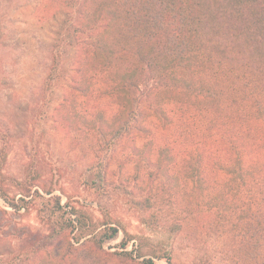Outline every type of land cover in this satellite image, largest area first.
<instances>
[{
  "label": "trees",
  "instance_id": "obj_1",
  "mask_svg": "<svg viewBox=\"0 0 264 264\" xmlns=\"http://www.w3.org/2000/svg\"><path fill=\"white\" fill-rule=\"evenodd\" d=\"M43 5L44 17L65 9L45 82L47 90L73 57L56 110L64 126L99 136L112 150L109 159H118V147L128 149L124 165L134 162L137 180L147 173L146 190L136 204L158 210L150 216L153 222L178 231L190 216L215 212L211 226L239 237L231 264H264V0H45ZM5 38L0 30L1 87L9 82L3 63L11 58L3 51ZM99 90L111 98V110L85 105ZM190 117L203 133L221 135L214 157L199 148L188 128ZM153 121L163 129L181 122L186 129L175 140H161ZM212 157L217 176L226 179L211 188ZM183 178L192 184L184 192L188 209L162 214L184 191ZM45 192L50 196L28 186L17 199L0 185V197L15 211L33 207L51 226L31 247V260L27 248L20 251L24 262L128 264V233L123 251L103 248L118 236V226L82 241L94 232L84 215L70 201L63 204L61 195ZM141 264L157 263L145 258Z\"/></svg>",
  "mask_w": 264,
  "mask_h": 264
},
{
  "label": "rangeland",
  "instance_id": "obj_2",
  "mask_svg": "<svg viewBox=\"0 0 264 264\" xmlns=\"http://www.w3.org/2000/svg\"><path fill=\"white\" fill-rule=\"evenodd\" d=\"M44 1L0 0V30L7 43L3 51L11 56L8 63H3L9 82L0 86V185L17 199L31 186L33 192L38 189L45 197L50 196L47 189L52 195H61L63 204L70 201L94 231L82 241L108 226H118V236L105 241L103 248L107 252L123 251L121 243L128 233L131 241L126 250L132 251L128 264H141L145 258H153L157 264H231L230 252L239 237L237 232L220 233L211 226L217 218L215 212L210 217L201 212L190 216L178 231L153 222L150 216L158 210H143L136 204L135 199L146 190L147 173L143 171L137 180L134 162L124 165L128 149L118 147V159H109L112 150L99 136L69 129L59 120L56 110L63 102L64 82L71 73L73 57L66 59L60 79L46 90L49 51L61 30L65 9L55 17H44L40 13ZM85 105L106 110L114 107L104 90L86 100ZM189 119L188 128L200 141L199 148L214 157L223 140L221 135L213 130L209 136ZM152 127L161 140H175L177 132L186 129L181 122L163 129L153 121ZM213 157L208 159L211 188L220 178ZM191 186L183 178L184 191L163 207L162 214L174 216L188 209L186 194ZM49 226L35 208L17 212L0 197V264H25L20 254L24 248L31 260V247L40 242L41 234H49ZM169 256L171 263L167 262Z\"/></svg>",
  "mask_w": 264,
  "mask_h": 264
}]
</instances>
